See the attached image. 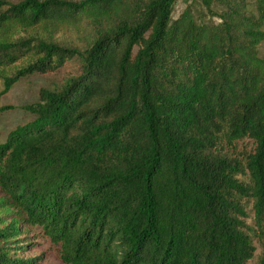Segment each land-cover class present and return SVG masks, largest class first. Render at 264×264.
Returning a JSON list of instances; mask_svg holds the SVG:
<instances>
[{"label": "trees", "instance_id": "obj_1", "mask_svg": "<svg viewBox=\"0 0 264 264\" xmlns=\"http://www.w3.org/2000/svg\"><path fill=\"white\" fill-rule=\"evenodd\" d=\"M197 1L211 18L193 2L173 17L176 0H0V53L29 58L12 74L0 66L1 92L81 56L80 73L40 88L23 106L33 117L0 140L1 189L63 264L253 257L252 231L264 234V0ZM85 21L105 27L83 51L53 42ZM31 28L39 34L16 39ZM18 233L0 224V264H39L11 252Z\"/></svg>", "mask_w": 264, "mask_h": 264}, {"label": "rangeland", "instance_id": "obj_2", "mask_svg": "<svg viewBox=\"0 0 264 264\" xmlns=\"http://www.w3.org/2000/svg\"><path fill=\"white\" fill-rule=\"evenodd\" d=\"M8 1L15 2L17 0ZM145 1L147 0H127V3L137 5ZM189 2H193L195 15L200 14L201 16H205L206 19L211 18V14L197 0H176L172 16L176 17ZM198 10H200L199 13ZM104 27V21H85L78 28L68 25L60 27L54 34L53 42L62 47L83 51L98 37ZM31 34H39L38 28L22 29L16 34V39L21 40ZM259 49L261 53H264V40L260 43ZM11 55L14 57H8V55L0 53V66H4L7 70L9 69L10 74L13 73L15 66H21L29 59L24 50L21 53L14 51ZM80 71L81 56L75 54L68 57L66 63L56 70L44 73H33L21 77L5 92H1L3 77L0 75V107L3 105L10 106L0 111V140H4L9 130L13 127L33 117V114L23 106L38 100L40 88L45 87L58 90L71 78L76 77ZM242 146L244 144H241V148ZM239 178L247 180L248 177L245 174H239ZM243 204L247 212L246 222L254 227L253 212L251 211L252 203L248 199H243ZM23 214L24 212L20 209V206L0 187V224L15 221V224L19 228V233L14 237L20 239L18 242L10 243L11 246H16L11 252L16 251L24 257L38 256L37 262L39 264H63L56 248L49 243L46 237L39 233L40 227L24 220ZM251 235L255 245V251L253 257L246 264H261V261L264 259V234L261 235L256 230L252 231ZM21 244L23 247H20Z\"/></svg>", "mask_w": 264, "mask_h": 264}]
</instances>
